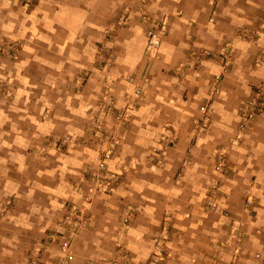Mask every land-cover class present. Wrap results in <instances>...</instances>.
<instances>
[{"label": "crops", "instance_id": "1", "mask_svg": "<svg viewBox=\"0 0 264 264\" xmlns=\"http://www.w3.org/2000/svg\"><path fill=\"white\" fill-rule=\"evenodd\" d=\"M121 1L0 0V42L20 43L15 58H0V205L11 196L20 205L0 217L2 251L22 253L26 245L11 237L43 235L63 213L72 180L96 153L87 109L104 85L120 105L138 84L143 95L108 159L122 176L111 194L93 199L72 264H147L167 210L174 222L171 264H218L211 262L214 253L228 260L222 243L230 220L202 208L217 148L227 149L233 168L222 182V202L246 226L239 264H262L254 253L264 250V110L254 133L231 141L239 103L264 80V57L256 65L251 59L264 48V32L257 44L237 33L258 24L264 0H150L149 11L165 28L154 52L146 49L145 24L137 16L120 20ZM228 42L231 64L213 91L218 53ZM202 48L211 55L190 58ZM209 96L211 122L198 132L199 106ZM54 133L84 142L66 153L38 154L37 145ZM124 207L133 211L121 231Z\"/></svg>", "mask_w": 264, "mask_h": 264}, {"label": "rangeland", "instance_id": "2", "mask_svg": "<svg viewBox=\"0 0 264 264\" xmlns=\"http://www.w3.org/2000/svg\"><path fill=\"white\" fill-rule=\"evenodd\" d=\"M150 4V0H122V11L120 13V20L125 21L127 16L131 14L132 16H137L138 20L145 24V33L148 25V21L143 18L145 15H148L150 18L155 19L157 22L164 26L163 20H161V18L158 17V15L154 12L149 11L148 7ZM260 16V20L255 27L248 28L244 26L241 28L242 32L240 31L237 34L244 33L243 35L248 37V35L246 34L248 33V40L252 41V43L254 44H257L256 41L264 32V10L262 14L260 13ZM210 21H213L212 17H210ZM164 33L165 28L163 34ZM224 47H226L223 49L224 51L218 53L220 72L213 74V80L211 85L213 91H217L216 85L220 82L223 71L228 69L231 64L232 45L228 42V44H226V46L224 45ZM19 49L20 43L17 40L2 41L0 42V58L8 57L10 59H13L17 56ZM205 50H208L209 55H211V51L206 48H202L196 53H201ZM261 57H264L263 47H260L259 49L255 50V52L252 54V64L256 65L257 63H261L263 61L261 60L260 62ZM196 64L197 61L193 62L192 66H195ZM125 79L127 81H132L131 76H125ZM136 85L138 84H133L131 91L125 92L124 102L120 105L116 104V99L113 98L112 94L109 92V83H106L104 85L101 94L96 99L97 102L87 109V125L89 128V135L95 140V143L97 144L96 153L88 161V166L83 171H81L75 179L72 180L71 195L70 197L64 198L62 204L60 205L63 208V213L58 219L55 220V225L47 229L43 235L26 236V238L23 236L11 237L16 238V240H14L15 242H19L22 243V245H26L25 247H23L24 250L22 253H17L16 251H2L5 242L4 237L0 235V264H21L20 256L23 257V264H56L60 259L62 262V259L65 258L64 250L62 249V241L66 238L70 240L68 253L72 255V258L64 264H72L74 262V259L77 255V239L79 238L78 236L80 235V231H82L87 226L88 219L91 215L90 206L93 199L98 195L111 194L122 176V168H116L117 170H113L110 169L109 166V172H107V175H105L106 173L96 167L97 160L95 158H97L98 156L97 150L99 148H105L106 146L107 140L105 141V139H102L105 138L106 135H109V137L113 136L114 138H116L117 144L114 147L115 149L113 153L109 156V158H111L115 154L116 148L121 142L119 128L126 126L128 121L130 120L131 111L136 108L137 101L143 95L142 92L137 96H132L133 89ZM254 90H261L262 95L264 96V80L261 81L258 85H255L252 88L251 92L247 95V97L251 95ZM247 97H245L238 105L237 113L239 116V121L237 124V134L235 135L231 143H237L243 133H254V119L259 113L264 110L263 106L261 111L253 114L250 118H246V115L242 113L243 109L241 110L240 107ZM210 102L211 98L209 96L208 100H205L199 106V112L201 113V117L199 121L195 122V124H200L198 127V132L207 128L211 122L210 116L212 107ZM202 105H207V109L205 112H202L201 110ZM31 142H33L34 144L39 143L35 141ZM83 142L84 137L81 139H76L73 138L72 135L69 133H54L47 136V138L43 142L37 145L36 152L40 155H45L47 151L51 150L58 153H66L69 152V147H72V149H74L76 145H82ZM156 148L161 149L163 148V146L160 145V147ZM227 155L228 151L226 148H217L214 152V161L212 167L213 170L211 175L207 177L204 184V198L202 201V208L207 213H217L224 217H228L230 220V229L228 231V237L222 243V246L229 250L230 255L228 257V260H224L219 253H214L213 255H211V262L218 264H239V258L242 253L241 242L245 235L246 226L242 219L238 217H233L232 211L222 202L224 198V193L222 192L223 179L225 177H229L230 173L233 171L232 166H229L228 164ZM218 156H222L223 158V162L220 165V168L216 167ZM114 173H118L119 178H117L114 182L111 183L112 187L110 190L103 189V184L106 182L102 183V181L114 179L110 177V175ZM92 176H94L93 179ZM213 185L215 186L213 187ZM76 196L79 198V200H77ZM250 203L251 201L248 200V202L245 204L244 209L247 210ZM19 206L20 205L14 203V201L12 200V196L5 198V201L0 205V217H4L3 215H5L4 213H6L7 211L11 213V210L13 211L16 209V207L19 208ZM71 211L74 214L72 215V219L78 221L75 226L77 227V230H79V232L77 234L75 233V235H73L72 237H68L71 226H69L67 216ZM132 211L133 210L131 207L122 208L118 219L121 231H123L129 225L132 216ZM77 230H75V232ZM173 231L174 222L172 214L169 210H167L163 213L159 231L152 236L153 245L147 260V264H153L150 263V261L155 259V257H162L160 261L163 264H171L170 260L172 254L169 245L172 240ZM120 237L118 240H115V244L118 249L121 250V256L122 253L123 255L125 254V251H122V249H125V247L122 238V242L120 241ZM254 257L258 260H262L261 262L263 264L264 250L261 252L256 251L254 253Z\"/></svg>", "mask_w": 264, "mask_h": 264}, {"label": "built area", "instance_id": "3", "mask_svg": "<svg viewBox=\"0 0 264 264\" xmlns=\"http://www.w3.org/2000/svg\"><path fill=\"white\" fill-rule=\"evenodd\" d=\"M143 18L146 21H148V25H147V29H146V33H145L146 49H148L151 52H154L161 45V35L164 32V26L161 25L159 22H157L155 19L150 18L148 15H145ZM197 54L198 55H209V51L205 50L201 53H196L194 51L190 52L191 58L193 56H196ZM142 92H143L142 86L136 85L133 89V95L132 96H137V95L141 94ZM263 106H264V96L262 95V91L261 90H254L252 92V94L249 95L243 101L240 108H241V110L243 109L242 113L246 115V118H250L253 114L261 111ZM206 109H207V105L201 106L202 112L203 111L205 112ZM102 139L103 140L105 139V141L107 140V142H106L105 148H99L97 150L98 156H97V158H95L97 160L96 167L98 169H100L101 171H103L104 173H106L105 175H107V172H109L108 165H107V159L113 153V151L115 149L114 147L116 146L117 143H116V138H114L113 136L109 137V135H106L105 138H102ZM222 162H223L222 156H218L216 167L220 168V165L222 164ZM110 177L114 178V179L102 181V183L106 182L103 184V189L110 190L112 187L111 183L114 182L117 178H119V174L114 173V174L110 175ZM93 178H94V176H92V179ZM214 186L215 185H213V187ZM71 212L67 216L69 226H71L70 233L68 234V237H72L73 235H75V233L77 234L79 232V230H77V227L75 226V224H77L78 221L75 219H72V215H74V214H73V212L72 213ZM75 230H77V231L75 232ZM69 246H70V240L68 238L64 239L62 241V249L64 250L65 258L62 259L63 260L62 262L60 259L56 264H64L72 258V255L70 253H68ZM161 258L162 257H155V259L150 261V263L163 264L160 261Z\"/></svg>", "mask_w": 264, "mask_h": 264}]
</instances>
